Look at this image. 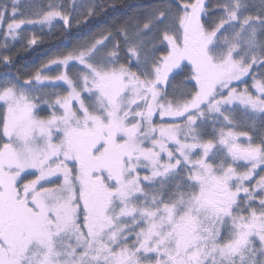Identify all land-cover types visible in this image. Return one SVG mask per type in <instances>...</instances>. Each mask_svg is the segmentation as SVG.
<instances>
[{
    "label": "snow or ice",
    "instance_id": "6c2138e0",
    "mask_svg": "<svg viewBox=\"0 0 264 264\" xmlns=\"http://www.w3.org/2000/svg\"><path fill=\"white\" fill-rule=\"evenodd\" d=\"M0 67V264H264V0H0Z\"/></svg>",
    "mask_w": 264,
    "mask_h": 264
},
{
    "label": "trees",
    "instance_id": "16d2710c",
    "mask_svg": "<svg viewBox=\"0 0 264 264\" xmlns=\"http://www.w3.org/2000/svg\"><path fill=\"white\" fill-rule=\"evenodd\" d=\"M128 2H134V0H128ZM58 27L59 25L57 26V28ZM88 34H89L88 29L82 28L78 36L76 35L74 31L73 36L69 37V39L71 40H75L77 38L83 39L84 37L88 36ZM19 47L20 45L17 44V48ZM61 47H64V45L62 44ZM46 51H47V45L37 48L36 51L21 52L17 59L16 67L19 68L22 73L31 71L35 66H37L40 63L42 59L45 58L44 53H46ZM2 71H4V69L0 67V72ZM177 79H180V78L178 77Z\"/></svg>",
    "mask_w": 264,
    "mask_h": 264
},
{
    "label": "rangeland",
    "instance_id": "374dc122",
    "mask_svg": "<svg viewBox=\"0 0 264 264\" xmlns=\"http://www.w3.org/2000/svg\"><path fill=\"white\" fill-rule=\"evenodd\" d=\"M37 3H40V2H47V0H36ZM58 26V25H57ZM32 32H37V34H39V29L38 27L37 28H29L28 29V34L31 35ZM251 81L249 80V83ZM244 85H240V87H243Z\"/></svg>",
    "mask_w": 264,
    "mask_h": 264
}]
</instances>
